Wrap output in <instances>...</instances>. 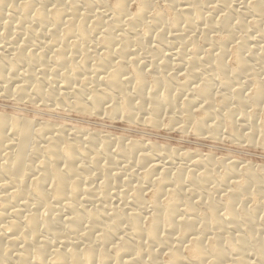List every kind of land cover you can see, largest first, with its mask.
<instances>
[{"label":"bare ground","instance_id":"6f19581e","mask_svg":"<svg viewBox=\"0 0 264 264\" xmlns=\"http://www.w3.org/2000/svg\"><path fill=\"white\" fill-rule=\"evenodd\" d=\"M0 98L264 150V0H0ZM192 152L0 112V264H264V165Z\"/></svg>","mask_w":264,"mask_h":264},{"label":"rangeland","instance_id":"374dc122","mask_svg":"<svg viewBox=\"0 0 264 264\" xmlns=\"http://www.w3.org/2000/svg\"><path fill=\"white\" fill-rule=\"evenodd\" d=\"M4 104H3V99L0 98V112L18 117L22 122L26 121L27 119L29 121L40 120L49 123L66 124L72 127L82 128L87 131L89 130L92 132H101L104 134H112L117 136H123L126 138L145 140L163 146L164 145L169 147L172 146L173 148H177V149L181 148L183 150H187L190 152L193 151L192 153L214 156L220 159L226 158L239 162L252 163L257 166L264 165V150L259 147L257 148L246 147V146H240L239 144L238 146L237 143L224 142V141L218 142L210 139H201L192 136V134H183L178 131L168 132L165 129L156 130L152 128H145L136 125L124 124L123 122L112 124L106 120H100V119L81 116L77 114L70 115L64 112H49L45 109H40L39 107H35L27 103H15L11 101H4ZM2 106H4L5 108ZM40 112L44 113V114L42 113L43 116H41L42 114L40 115ZM50 115L52 116L55 115L58 118L52 117Z\"/></svg>","mask_w":264,"mask_h":264}]
</instances>
